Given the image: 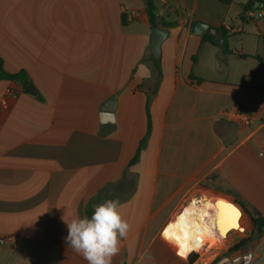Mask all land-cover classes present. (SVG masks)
Wrapping results in <instances>:
<instances>
[{"label":"crops","instance_id":"0c3cea01","mask_svg":"<svg viewBox=\"0 0 264 264\" xmlns=\"http://www.w3.org/2000/svg\"><path fill=\"white\" fill-rule=\"evenodd\" d=\"M154 1L158 60L143 0H0V264H86L62 217L107 199L131 226L112 264H194L163 237L189 197L264 217V17L246 19L255 0Z\"/></svg>","mask_w":264,"mask_h":264},{"label":"bare ground","instance_id":"6f19581e","mask_svg":"<svg viewBox=\"0 0 264 264\" xmlns=\"http://www.w3.org/2000/svg\"><path fill=\"white\" fill-rule=\"evenodd\" d=\"M229 203L233 204L226 197L213 199L209 195L193 200L165 227L164 239L180 252L189 254L225 243L230 232L242 235L247 231L243 212L237 205H234L235 209ZM213 223L217 232L212 229Z\"/></svg>","mask_w":264,"mask_h":264},{"label":"clouds","instance_id":"9594fccd","mask_svg":"<svg viewBox=\"0 0 264 264\" xmlns=\"http://www.w3.org/2000/svg\"><path fill=\"white\" fill-rule=\"evenodd\" d=\"M120 207L118 199H107L94 206L90 217H62L68 230L65 242L86 264H112L119 254L121 240L131 227Z\"/></svg>","mask_w":264,"mask_h":264},{"label":"built area","instance_id":"2783aa9c","mask_svg":"<svg viewBox=\"0 0 264 264\" xmlns=\"http://www.w3.org/2000/svg\"><path fill=\"white\" fill-rule=\"evenodd\" d=\"M164 1V0H161ZM257 8H249L245 9L244 15L246 19L249 21H253L255 19H261L264 17V15H261V13H264V3H256ZM129 19V16H127ZM233 32H237L238 30L236 28L231 29ZM8 94L12 95V91H9ZM263 127H264V122H263ZM213 231L217 232V229L213 223L212 225ZM231 232L228 234L230 237ZM9 242H14L13 237H7V238H0V248L5 246ZM262 245L264 243L259 244L256 248L252 250H247V251H241V252H234L232 254H229L227 256L221 257V258H213L210 259L211 257V250H207L206 248L202 249L200 252H193L191 253L188 257L196 254L197 257L194 260V264H259L260 260L264 258V251L262 250ZM217 246V245H216Z\"/></svg>","mask_w":264,"mask_h":264},{"label":"water","instance_id":"95a60500","mask_svg":"<svg viewBox=\"0 0 264 264\" xmlns=\"http://www.w3.org/2000/svg\"><path fill=\"white\" fill-rule=\"evenodd\" d=\"M189 32L195 35H202V34L212 35L213 37H215V43L218 45L219 48H223L224 46V39H225L224 33L222 31H219L215 27L203 23L197 19H193L190 22ZM168 35H169V29L163 27L161 15H157L156 25L152 28V42H151V52L156 60L160 59L161 57V46L162 43L165 41V39L168 37ZM25 90L29 94L32 95L36 94L35 88L32 83H29ZM115 103H116V98L115 97L111 98L108 104L103 108V111L113 113L115 109ZM217 202L218 200L215 201V203ZM232 202L233 204L231 203L229 204L232 205L234 208H235L234 205L240 207L236 200L233 199Z\"/></svg>","mask_w":264,"mask_h":264},{"label":"trees","instance_id":"16d2710c","mask_svg":"<svg viewBox=\"0 0 264 264\" xmlns=\"http://www.w3.org/2000/svg\"><path fill=\"white\" fill-rule=\"evenodd\" d=\"M145 2V5H146V8H147V13H148V16H149V23L152 27H154L156 25V16L158 15V12H157V7L155 5V1L154 0H143ZM221 3H223L224 5H231L234 3V0H219ZM264 1L262 0H255L253 2H250L248 5L244 6L245 9H249V8H253L255 6L256 3H261ZM124 20H125V17H124ZM203 40L205 41H210L212 43H215V37H213L212 35H209V34H204L203 36ZM202 51V47H200L199 49V52L198 54H200ZM223 52L225 54H229L230 53V50L227 48V46H225L223 48ZM198 58V55L196 57H194V61H196ZM155 63L158 65V61H155ZM4 76H7L11 79H14V80H19V81H23V75L22 74H15V75H9L7 73H4L3 74ZM237 203L239 204L240 208L248 214L249 218H250V221H251V224L253 226V229L254 230H257L259 232H262L264 231V217L261 216V214L258 212V211H249L247 208H246V205L244 204L243 201L241 200H238L236 199ZM252 238H248V239H243L241 240L239 243H237L234 248H232L229 252H233V251H237L243 247H245L246 245H248L250 242H252ZM228 255V253H225L223 256H226ZM197 255L194 254L193 256L189 257V262L190 263H193L194 260L196 259ZM221 258V257H219ZM214 264V263H212Z\"/></svg>","mask_w":264,"mask_h":264},{"label":"rangeland","instance_id":"374dc122","mask_svg":"<svg viewBox=\"0 0 264 264\" xmlns=\"http://www.w3.org/2000/svg\"><path fill=\"white\" fill-rule=\"evenodd\" d=\"M217 196H222V195H213V197H217ZM219 198L220 197H218V199ZM195 199H196L195 197L187 198L185 200V202L183 203V205L181 206L180 211L182 210V208L184 206L189 205ZM213 199H215V198H213ZM230 199L233 200L232 198H230ZM210 211H211L210 213L213 214V211L212 210H210ZM244 220H245V224L247 227L245 226L244 222H243V224L246 227L247 231L245 233H243L242 235L231 232L230 237L228 238V240L225 243H221V244H218L217 246L212 247V250H211L212 253H211L210 259L213 260V258H215V257H217V258L224 257L223 255L225 253H228V255H229V254H232V253L238 252V251L239 252L247 251V250L253 249V247H255L256 245H259L262 243V240L264 239V231L259 232L257 230H254L251 222L250 223L248 222V218L245 215H244ZM248 238H252L253 239L252 242H250L248 245H246L245 247H243L237 251L229 252L241 240L248 239ZM262 249H264V245L262 246Z\"/></svg>","mask_w":264,"mask_h":264}]
</instances>
